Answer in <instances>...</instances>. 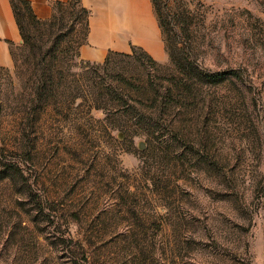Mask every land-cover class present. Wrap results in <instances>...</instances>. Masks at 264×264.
I'll return each mask as SVG.
<instances>
[{
    "label": "rangeland",
    "instance_id": "obj_1",
    "mask_svg": "<svg viewBox=\"0 0 264 264\" xmlns=\"http://www.w3.org/2000/svg\"><path fill=\"white\" fill-rule=\"evenodd\" d=\"M152 2L200 77L140 51L98 76L81 24L54 83L21 45L0 66V264H264V0ZM140 80L172 85V126L88 111L98 86Z\"/></svg>",
    "mask_w": 264,
    "mask_h": 264
},
{
    "label": "trees",
    "instance_id": "obj_2",
    "mask_svg": "<svg viewBox=\"0 0 264 264\" xmlns=\"http://www.w3.org/2000/svg\"><path fill=\"white\" fill-rule=\"evenodd\" d=\"M10 2L22 39L21 50L26 52V60L31 64L39 65L44 70L42 80L54 83V62L60 60L58 48L66 36L73 34L76 31V26L80 24L84 29L85 41L88 31L89 10L81 4L80 0L56 1L53 4L51 16L48 19H39L33 12L28 0H10ZM18 3L22 5L23 11H21ZM157 17L166 51L171 63L179 70L182 81L188 79L189 76L200 77L202 74L198 71L194 60L188 56L180 55L174 47H171V37L168 31L163 28L164 22L160 20L159 14ZM84 43H78L76 52V57L79 58L78 62L83 64L84 68H93L98 76H100L99 71L105 70L115 57L132 58L138 55L137 51H140V57L150 64L149 72L157 70V61L147 52L135 46L128 53L110 51L100 63L83 60L79 57V47ZM11 54L14 60L16 58L15 52L12 51ZM194 69L197 70V75L195 72L191 75L190 72ZM171 77L177 81L178 74ZM121 78L127 82L126 78ZM128 84H130L131 89L123 88L122 84L114 85L113 81L98 86L96 92L93 91L94 97L84 99L89 102L88 111H104V117L110 123L121 122L125 116L131 121L128 124L129 127L137 126L146 130L156 131L166 126L165 124L171 126L174 124L175 119L172 117H174L173 100L175 94L172 85H163V83H156L154 80L150 82L140 80L137 83L128 81Z\"/></svg>",
    "mask_w": 264,
    "mask_h": 264
},
{
    "label": "crops",
    "instance_id": "obj_3",
    "mask_svg": "<svg viewBox=\"0 0 264 264\" xmlns=\"http://www.w3.org/2000/svg\"><path fill=\"white\" fill-rule=\"evenodd\" d=\"M39 19H48L56 1L28 0ZM89 12L85 43L79 57L102 62L110 51H131L133 46L158 62L167 60L162 30L152 0H80ZM22 43L10 0H0V66L12 65L13 47Z\"/></svg>",
    "mask_w": 264,
    "mask_h": 264
}]
</instances>
